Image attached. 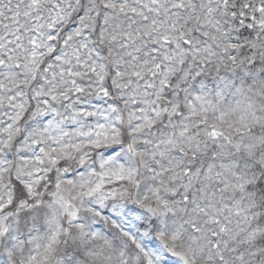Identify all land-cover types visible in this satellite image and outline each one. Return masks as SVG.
<instances>
[{"label":"snow or ice","instance_id":"obj_1","mask_svg":"<svg viewBox=\"0 0 264 264\" xmlns=\"http://www.w3.org/2000/svg\"><path fill=\"white\" fill-rule=\"evenodd\" d=\"M0 264H264V0H0Z\"/></svg>","mask_w":264,"mask_h":264}]
</instances>
